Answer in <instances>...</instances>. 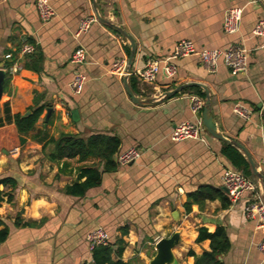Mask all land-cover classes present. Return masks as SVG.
Masks as SVG:
<instances>
[{"label": "crops", "instance_id": "0c3cea01", "mask_svg": "<svg viewBox=\"0 0 264 264\" xmlns=\"http://www.w3.org/2000/svg\"><path fill=\"white\" fill-rule=\"evenodd\" d=\"M50 5L56 17L42 24L34 0H0L2 69L6 72L12 63L4 55L11 53L16 58L24 44L36 48L20 60L19 71L8 73L0 117L4 104L12 115L45 106L36 132L17 154L11 153L14 147H0V179L16 183L0 186L5 194L0 229H8L7 239L0 243V264H92L86 238L98 227L107 232L110 244L123 240V263L148 264L156 243L178 232L179 242L172 250L176 262L193 264L188 251L199 255L209 250V241L195 243L197 229L212 233L218 226L225 229L230 243L220 258L224 264H264L257 250L262 233L244 213L251 200L249 193L227 209L218 201H207L202 209L196 205L188 212L184 209L187 193L200 186L221 190L225 171L235 170L222 155L226 143L207 132L205 142L170 139L176 124L196 121L191 98L204 104V91L190 87L154 106L133 104L123 78L111 71L116 61L127 62L128 42L98 21L76 36L80 21L94 15L92 0H50ZM96 5L101 18L122 28L134 41L131 71L159 62L155 82L145 85L136 80L138 93H133L153 97L182 84L205 86L218 133L238 142L264 176V37L252 34L257 20L264 18V0H96ZM234 7L242 9L240 29L226 35L223 16ZM180 40L191 41L197 50L240 45L247 51V70L232 75L219 61L217 70L208 73L197 56H190L172 60L176 74L167 78L162 62ZM78 47L87 58L85 64L74 66L70 57ZM76 72L87 78L79 95L69 88ZM198 92L204 94L203 99ZM236 105L250 110L248 121L233 113ZM47 108L52 113L44 122ZM7 132L16 136L13 124L0 128V143ZM61 133L116 136L120 151L135 147L140 157L104 173L100 185L88 189L83 197L70 196L63 189L74 183L79 169H101V165L95 159L48 161L42 145ZM122 227L128 229L124 237H120Z\"/></svg>", "mask_w": 264, "mask_h": 264}, {"label": "built area", "instance_id": "2783aa9c", "mask_svg": "<svg viewBox=\"0 0 264 264\" xmlns=\"http://www.w3.org/2000/svg\"><path fill=\"white\" fill-rule=\"evenodd\" d=\"M259 1V0H256ZM34 7L42 24H48L56 17L54 10L50 5V0H34ZM242 20L241 8H229L225 11L222 22V30L226 35L236 34L240 29ZM97 22L95 15H90L82 19L76 36L86 32L90 26ZM252 34L255 37H264V18L257 20ZM34 44H24L15 53L16 58L11 53L4 55V59L11 61V65L7 68L9 74H14L21 69L19 62L25 56L35 52ZM197 56L208 73H214L217 70L219 61H222L224 66L232 75L245 73L248 67L247 51L244 47L229 46L225 49H201L197 50L193 43L189 40H180L174 47L168 58L163 60V72L167 78H172L176 74V69L171 63L172 60ZM86 52L82 47L74 50L70 57V64L80 66L86 62ZM126 60H118L112 65V72L122 79L125 75ZM160 72L159 62L153 61L147 63L144 67L130 71L129 77H133L137 82L145 85H152L157 75ZM87 78L84 73L76 72L69 83L70 91L73 95H79ZM191 111L196 116L195 122H181L174 126L170 133V139L173 142H184L187 140H196L205 142V130L202 125L200 112L203 102L197 97H192ZM233 113L241 119L248 121L250 119V110L236 105L233 108ZM19 148H14L11 153L17 154ZM140 157V152L135 147H130L126 150L119 151L115 157L117 167H125ZM222 185L226 189L230 203H236L240 197L249 193L251 200L244 208L245 216L256 222V229L262 233V240L257 244L258 252L264 258V184L258 179L244 177L236 170H227L222 176ZM87 245L90 253L97 247H105L110 244L109 236L103 228H94L87 235Z\"/></svg>", "mask_w": 264, "mask_h": 264}, {"label": "trees", "instance_id": "16d2710c", "mask_svg": "<svg viewBox=\"0 0 264 264\" xmlns=\"http://www.w3.org/2000/svg\"><path fill=\"white\" fill-rule=\"evenodd\" d=\"M129 80L131 90L137 94L136 79L129 77ZM7 81L8 72L6 71L4 85ZM198 96L202 99L204 98L202 92H198ZM44 110L45 106L32 108V110H30V115L21 117L19 114L12 115L8 104H4L3 113L0 117V128L4 125H14L16 133V136H14V148L23 147L28 136L36 132L35 125ZM262 116L264 119V111ZM4 146L7 145H1L0 147ZM120 147V139L116 136H108L104 134L83 136L78 134L61 133L56 138L51 137L45 141L42 145V152L44 157L50 162H58L72 158H78L80 161L95 159L99 162L101 169L98 166L80 168L77 179L74 183L63 189L64 193L67 195L83 197L88 189L100 185L104 173L113 172L117 168L115 157L120 151ZM8 149H10V147ZM221 152L236 171L246 178L255 179L251 173L247 160L239 150L233 146L225 144ZM15 185V181L10 178L0 179V186L14 187ZM4 196L5 194L0 191V206L3 202ZM9 200L10 197L8 196L7 201ZM207 201H218L222 209H227L231 205L228 196L220 189L210 186H200L196 190L187 193V200L184 204V209L188 212L193 205L202 209ZM2 225L3 224L0 221V227ZM119 232L120 237H124L128 234V229L122 227L119 229ZM7 237L8 229L6 226H3V228L0 229V243L4 242ZM204 241H209V250L203 251L199 255L192 251L187 252V255L193 258V264H224L220 258L230 249V243L225 229L218 226L214 232L209 233L203 227L198 228L195 243L199 244ZM124 248L125 246L121 238L118 239L114 245L109 244L105 247H97L91 252L92 264H126L121 260ZM112 256H114V258H112Z\"/></svg>", "mask_w": 264, "mask_h": 264}, {"label": "water", "instance_id": "95a60500", "mask_svg": "<svg viewBox=\"0 0 264 264\" xmlns=\"http://www.w3.org/2000/svg\"><path fill=\"white\" fill-rule=\"evenodd\" d=\"M92 10L94 12V15L97 19V21L110 28L111 30L115 31L118 33L122 38H124L128 42V47H129V57L126 62V67H125V75L122 79L123 81V87L124 90L127 94V96L130 98L133 104L140 106V107H148V106H154L160 103H163L165 101H168L171 99L173 96H175L177 93L180 91L190 88V87H198L201 88L204 91L205 94V102L202 107V114H200V118L202 121V125L204 130L212 137L225 142L226 144L233 146L237 148L242 154L244 155L245 159L247 160L251 173L253 176L261 181L264 184V176L261 174V172L257 169L255 163L253 162L252 158L248 154V152L236 141L231 140L222 134L218 133L216 129V123L214 119L212 118L210 114V102H209V96H208V90L205 86L197 84V83H187V84H182L176 88H174L171 91L164 92L158 96H153V97H143V96H136L133 91L130 89L128 85V79H129V73L131 71L132 67V61L133 57L135 54V44L132 38L120 27L116 26L115 24H112L103 18L100 17L98 10H97V5H96V0H92ZM4 83H5V70L2 69V64H0V99L2 97L3 91H4ZM52 113L51 108L46 109V115L44 118V122H46ZM31 112L27 111L21 117H26L30 115ZM76 112H72L73 119L76 120ZM7 153V152H6ZM221 190L226 193V189L224 187L221 188ZM176 215V213H175ZM175 219V218H174ZM176 220V219H175ZM179 242V233L174 232L170 237L168 238H162L160 239L156 245H155V255L153 258L149 261L148 264H177L176 259L173 255L172 250L175 248V246Z\"/></svg>", "mask_w": 264, "mask_h": 264}, {"label": "rangeland", "instance_id": "374dc122", "mask_svg": "<svg viewBox=\"0 0 264 264\" xmlns=\"http://www.w3.org/2000/svg\"><path fill=\"white\" fill-rule=\"evenodd\" d=\"M2 139H3V142L0 143V146L1 145H7L8 148L10 147V149H11L15 144L14 134H12V133L7 132V134L5 136H3Z\"/></svg>", "mask_w": 264, "mask_h": 264}]
</instances>
